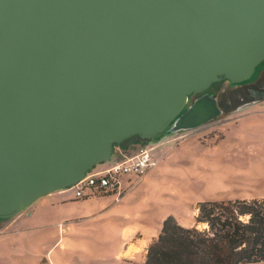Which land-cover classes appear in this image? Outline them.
<instances>
[{
  "label": "water",
  "instance_id": "95a60500",
  "mask_svg": "<svg viewBox=\"0 0 264 264\" xmlns=\"http://www.w3.org/2000/svg\"><path fill=\"white\" fill-rule=\"evenodd\" d=\"M262 62L264 0H0V220L217 118L190 96Z\"/></svg>",
  "mask_w": 264,
  "mask_h": 264
},
{
  "label": "rangeland",
  "instance_id": "374dc122",
  "mask_svg": "<svg viewBox=\"0 0 264 264\" xmlns=\"http://www.w3.org/2000/svg\"><path fill=\"white\" fill-rule=\"evenodd\" d=\"M218 87L219 85L216 86V90L219 89ZM257 105L259 106L228 116L219 115L218 118L193 130L175 133L171 129L160 135L158 139L150 142L142 141L150 145L170 141L167 144L168 156L163 152L156 154L159 157L156 158L157 166L143 178L156 183V188L149 190L155 193V196L153 199L148 198L147 202L162 205L163 210H168L174 215L178 224L191 228L195 225L198 214L196 208L200 202L220 198H225L221 201H226L228 195L230 199L242 197L247 201L263 199L264 103ZM136 142L138 141L134 138L115 149L109 164L119 163L135 153ZM152 155H155L154 152ZM105 166L106 164L98 165L92 172L101 171ZM221 190H224L222 192L227 190V193H220ZM59 192L71 198L74 189ZM28 210L14 218L0 221V264H61L60 252L70 247L60 248V252L57 247L50 256L48 252L52 248L46 253H35V255L20 252L23 244L19 242V238L27 242L37 240L41 232L39 229L33 228L28 233L9 236L19 228H25L22 221L28 218ZM73 222L71 221V224H74ZM48 225L53 226L54 222ZM59 227L62 228L60 235L54 238L53 235L43 237L41 245L44 250H41L45 251L51 247L53 239L58 241L62 235L64 237L63 230L66 228L63 222L56 225L58 231ZM197 229L202 231L207 229V226L198 225ZM26 246L24 244V248ZM29 249V247L25 248L26 251Z\"/></svg>",
  "mask_w": 264,
  "mask_h": 264
},
{
  "label": "crops",
  "instance_id": "0c3cea01",
  "mask_svg": "<svg viewBox=\"0 0 264 264\" xmlns=\"http://www.w3.org/2000/svg\"><path fill=\"white\" fill-rule=\"evenodd\" d=\"M168 143H170L168 140L151 145L136 142L135 153L113 164H121L133 158L138 149L148 150L155 160L159 158L156 154L160 152L168 156ZM152 152L155 155H152ZM122 187H125V184ZM154 188H156L155 182L143 179L131 192L122 197L89 198L83 202L76 200L74 194L71 198H67L61 192H54L33 203L28 208V218L22 221L23 224L19 221L25 228H19L9 236L22 235L33 228L39 229L41 232L37 240L27 242L19 238L21 240L19 242L23 244L20 252L35 255V253H46L52 248L48 252L50 256L57 247L59 252L64 246L70 247L72 250L64 249V252H60L61 264H143L147 247L159 235L162 222L168 216L174 217L168 210H163L162 205L147 202L148 198H154L155 193L149 191ZM222 191L224 190L220 193H227V190ZM223 199L225 198L214 201ZM226 199L234 201L244 198L230 199L228 195ZM52 221L54 225L49 226L48 223ZM71 221H74V224H71ZM62 222L66 228L63 230L65 235L57 241L53 238L60 235L62 228L59 227L58 231L56 225ZM72 232L74 234H71ZM50 235H53V245L43 251L41 240ZM24 244L30 249L26 251ZM38 245L41 246L37 248Z\"/></svg>",
  "mask_w": 264,
  "mask_h": 264
},
{
  "label": "trees",
  "instance_id": "16d2710c",
  "mask_svg": "<svg viewBox=\"0 0 264 264\" xmlns=\"http://www.w3.org/2000/svg\"><path fill=\"white\" fill-rule=\"evenodd\" d=\"M113 195L102 190L96 198ZM196 209L191 228L180 226L172 216L164 219L159 235L147 247L143 264L264 263V198L203 201ZM198 225L207 229L200 231Z\"/></svg>",
  "mask_w": 264,
  "mask_h": 264
},
{
  "label": "built area",
  "instance_id": "2783aa9c",
  "mask_svg": "<svg viewBox=\"0 0 264 264\" xmlns=\"http://www.w3.org/2000/svg\"><path fill=\"white\" fill-rule=\"evenodd\" d=\"M157 163L148 150L140 149L133 158L121 164H106L105 169L87 174L73 188L75 199L83 200L86 196L96 198L102 190H109L114 192L113 196L122 197L131 192L157 166ZM123 184L125 187H122ZM91 189L94 190V194L91 193Z\"/></svg>",
  "mask_w": 264,
  "mask_h": 264
},
{
  "label": "flooded vegetation",
  "instance_id": "af4514ba",
  "mask_svg": "<svg viewBox=\"0 0 264 264\" xmlns=\"http://www.w3.org/2000/svg\"><path fill=\"white\" fill-rule=\"evenodd\" d=\"M217 85H219V89L216 90ZM202 95L212 97L216 100L217 107L220 110V116H228L232 113L259 106L257 104H263L264 62H262L255 69L252 77L244 82L232 84L227 81H221L213 84L205 93L201 95L190 96L186 109L193 103V101L200 98ZM172 127L173 125H171L167 130H171ZM137 141L142 142L140 140Z\"/></svg>",
  "mask_w": 264,
  "mask_h": 264
}]
</instances>
